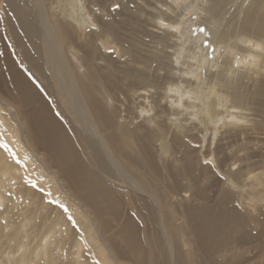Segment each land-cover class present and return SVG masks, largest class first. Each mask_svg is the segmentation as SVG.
I'll list each match as a JSON object with an SVG mask.
<instances>
[{
    "label": "bare ground",
    "instance_id": "obj_1",
    "mask_svg": "<svg viewBox=\"0 0 264 264\" xmlns=\"http://www.w3.org/2000/svg\"><path fill=\"white\" fill-rule=\"evenodd\" d=\"M194 5L0 0V264H264V0Z\"/></svg>",
    "mask_w": 264,
    "mask_h": 264
},
{
    "label": "rangeland",
    "instance_id": "obj_2",
    "mask_svg": "<svg viewBox=\"0 0 264 264\" xmlns=\"http://www.w3.org/2000/svg\"><path fill=\"white\" fill-rule=\"evenodd\" d=\"M196 1H200V0H192V1L191 0H177L179 5L183 6V8L189 12L188 15L186 16L187 22L182 23V25L180 26L181 34L180 33L179 34L182 36V38L184 40H186V43H189L190 45H192L194 47L195 51L198 52V50H200V49L204 50L206 55L209 56V58L207 60L210 61V58H211L210 57L211 56L210 44L205 43L204 45H201L199 43L200 42L199 37L200 36L203 37V35H205V34H204V32L199 31L198 25H196V23L194 21V20H196L195 9H191V7H190V6H195L194 3ZM187 5H188V7H187ZM228 48L233 50V51H236L235 49H233L231 47H228ZM225 51H226V49L224 48V50H220V53L224 54ZM183 54L187 57V56H190L192 53L189 50V48L186 46V51H184ZM238 56H240V55H238Z\"/></svg>",
    "mask_w": 264,
    "mask_h": 264
},
{
    "label": "snow or ice",
    "instance_id": "obj_3",
    "mask_svg": "<svg viewBox=\"0 0 264 264\" xmlns=\"http://www.w3.org/2000/svg\"><path fill=\"white\" fill-rule=\"evenodd\" d=\"M113 9H117V8H119L120 7V5L119 4H114L113 6ZM174 31H175V29H174ZM199 31H201V32H205L206 31V29L205 28H203V27H200L199 28ZM205 43H207V41H205ZM109 51H112L113 49H108ZM17 162H19V161H17ZM204 163H206V164H209V165H212V160H205L204 161ZM233 167H235V165H233ZM217 175H220V173L219 172H217ZM33 187H35V185H33ZM42 191V190H41ZM49 203H58L57 201H49ZM59 207L61 208V209H63L65 212H67L68 211V209H67V207L64 205V204H59ZM67 219H68V221L71 223V225L75 228L76 227V221H75V219H74V217L73 216H71V215H69L68 217H67ZM97 264H99V262H97Z\"/></svg>",
    "mask_w": 264,
    "mask_h": 264
}]
</instances>
